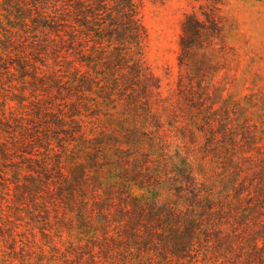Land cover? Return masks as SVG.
<instances>
[{"label":"trees","instance_id":"1","mask_svg":"<svg viewBox=\"0 0 264 264\" xmlns=\"http://www.w3.org/2000/svg\"><path fill=\"white\" fill-rule=\"evenodd\" d=\"M192 1L201 19L182 22L178 94L201 182L160 137V81L142 62L136 0H0L1 56L29 91L21 107L33 108L0 114V167L13 168L19 201L39 197L55 213L42 233L75 235L87 264H264V91L224 97L239 63L224 0ZM64 60L74 70L66 78ZM49 61L43 101L39 69ZM103 107L109 126L89 130Z\"/></svg>","mask_w":264,"mask_h":264},{"label":"rangeland","instance_id":"2","mask_svg":"<svg viewBox=\"0 0 264 264\" xmlns=\"http://www.w3.org/2000/svg\"><path fill=\"white\" fill-rule=\"evenodd\" d=\"M136 2L147 30L142 62L160 81V89L152 99L163 124L160 137L169 143L172 155L189 156L194 174L201 182V148L188 134L184 136L185 115L189 107L178 94L182 22L192 13L201 19V3L192 0ZM221 8L222 14L229 21L227 41L239 60L238 64H230L235 80H228L230 83L226 86L224 97L240 99L259 90L264 91V0H224ZM11 62L13 60L6 56L0 57V114L5 112L7 117L19 118L32 113L33 108L21 107L19 103L21 96L30 97V94L24 89L19 74L5 68ZM75 66L78 67V64ZM59 70L65 78L72 76L74 71L65 60ZM55 71L52 61L40 67L39 100L49 99L50 95L40 91V86L43 82L48 84L49 80L45 77L52 76ZM224 77L225 73L221 72L217 78L221 87L224 85ZM31 102L30 98L26 102L27 106ZM91 104H94L93 100ZM106 113L103 107L98 110L97 116L87 119L88 129L99 131L98 126H109L110 120ZM12 172L13 168L0 167V176L10 186L9 193L0 188V264H87L86 257L74 255L73 246L81 245L75 235L69 238L64 231L60 239L53 229L46 231V235L42 233L46 218H53L55 213L52 210L44 213L39 197L19 201L14 196L16 190L12 183Z\"/></svg>","mask_w":264,"mask_h":264}]
</instances>
